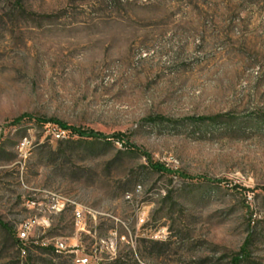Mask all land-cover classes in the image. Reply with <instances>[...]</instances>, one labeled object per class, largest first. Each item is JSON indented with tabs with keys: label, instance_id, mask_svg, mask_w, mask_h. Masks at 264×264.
Listing matches in <instances>:
<instances>
[{
	"label": "rangeland",
	"instance_id": "obj_1",
	"mask_svg": "<svg viewBox=\"0 0 264 264\" xmlns=\"http://www.w3.org/2000/svg\"><path fill=\"white\" fill-rule=\"evenodd\" d=\"M0 223V264H264V0H0Z\"/></svg>",
	"mask_w": 264,
	"mask_h": 264
},
{
	"label": "built area",
	"instance_id": "obj_2",
	"mask_svg": "<svg viewBox=\"0 0 264 264\" xmlns=\"http://www.w3.org/2000/svg\"><path fill=\"white\" fill-rule=\"evenodd\" d=\"M66 202L67 201L62 197L55 195L51 200L50 208L52 211L61 212L64 210L66 206ZM82 217H83L82 213L79 212L77 214V220L82 221ZM36 224H45V226H49L48 222L45 219H42L41 222L34 219L31 221H27L20 226V229L18 231V238L19 241L24 246L21 249L23 256L26 255V250H25L26 242L29 240L30 233L32 232ZM42 245L43 246L52 245L56 249V252H62L67 249V246L60 241H55V243H49V241H44ZM75 264H93V263L89 256L83 255L81 257L76 258Z\"/></svg>",
	"mask_w": 264,
	"mask_h": 264
},
{
	"label": "trees",
	"instance_id": "obj_3",
	"mask_svg": "<svg viewBox=\"0 0 264 264\" xmlns=\"http://www.w3.org/2000/svg\"><path fill=\"white\" fill-rule=\"evenodd\" d=\"M31 119L30 115L24 114L16 119L13 120L12 124L13 125H19L22 122H24L25 120ZM214 119V118H212ZM210 118H199L200 121H204V120H212ZM39 122L41 123H47V122H51L54 123L56 125H58L61 129L65 130V131H70L73 134H76L80 137L83 138H90V139H94V140H108L109 138H117L118 140L123 139L124 135H120V134H114L112 137H107L102 133L99 132H95V131H85L83 129L80 128H75L73 126H68L60 121L54 120V119H50L48 121H46L45 119L40 120ZM127 147L131 148V150L135 151V152H142L141 150L137 149L134 145H131L129 143V141L126 142ZM145 157H148L146 153H143ZM149 159V158H148ZM150 161V159H149ZM151 162V161H150ZM151 166L154 170L156 171H161L163 170V168L161 167V165H159L158 163H152L151 162ZM1 224V223H0ZM5 227V225H3ZM245 253H241L240 255L236 256L233 259V264H240L242 262V258L243 255ZM120 261L118 260H114V262L112 264H119Z\"/></svg>",
	"mask_w": 264,
	"mask_h": 264
}]
</instances>
